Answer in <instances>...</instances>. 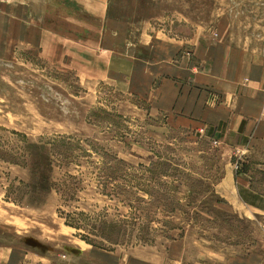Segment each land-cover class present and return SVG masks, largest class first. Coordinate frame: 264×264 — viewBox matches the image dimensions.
Wrapping results in <instances>:
<instances>
[{
	"label": "rangeland",
	"instance_id": "1",
	"mask_svg": "<svg viewBox=\"0 0 264 264\" xmlns=\"http://www.w3.org/2000/svg\"><path fill=\"white\" fill-rule=\"evenodd\" d=\"M109 6V17L129 24L138 40L207 32L226 0ZM1 37L0 29V222L9 243L19 233L26 247L46 254L130 253L189 232L224 253L264 252V143L231 162L248 186L240 187L243 197L259 210L215 208L222 199L194 177L224 174L208 141L180 131L152 138L144 113L131 107L144 109L143 102L30 49L8 48Z\"/></svg>",
	"mask_w": 264,
	"mask_h": 264
},
{
	"label": "crops",
	"instance_id": "2",
	"mask_svg": "<svg viewBox=\"0 0 264 264\" xmlns=\"http://www.w3.org/2000/svg\"><path fill=\"white\" fill-rule=\"evenodd\" d=\"M109 3L0 0L1 40L143 102L144 109L131 107L144 113L152 138L180 131L208 141L224 174L194 177L222 199L214 207L259 210L243 197L240 187L248 186L231 162L264 143V0H226L224 14L204 33L138 40L129 24L109 17ZM9 233L0 222V264H264V252L224 253L189 232L130 253L82 247L74 254L39 252L19 233L9 243Z\"/></svg>",
	"mask_w": 264,
	"mask_h": 264
},
{
	"label": "water",
	"instance_id": "3",
	"mask_svg": "<svg viewBox=\"0 0 264 264\" xmlns=\"http://www.w3.org/2000/svg\"><path fill=\"white\" fill-rule=\"evenodd\" d=\"M71 252H72V253H75V250H72Z\"/></svg>",
	"mask_w": 264,
	"mask_h": 264
}]
</instances>
